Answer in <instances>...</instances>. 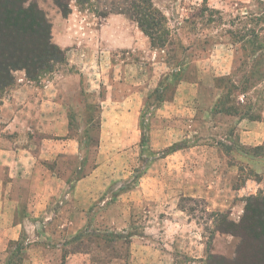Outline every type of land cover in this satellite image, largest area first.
Here are the masks:
<instances>
[{"label":"rangeland","instance_id":"374dc122","mask_svg":"<svg viewBox=\"0 0 264 264\" xmlns=\"http://www.w3.org/2000/svg\"><path fill=\"white\" fill-rule=\"evenodd\" d=\"M30 1L43 12L50 41L61 51L35 75L33 82L40 86L81 78V27L100 29L123 0H92L83 6L70 0L66 15L54 0ZM133 3L140 5L143 19L161 22L145 33L124 16L133 26L134 37L141 33L153 39L152 50L158 52L154 61L169 68L159 81L163 97L173 98L171 75L181 57L187 56L186 50L192 48L195 56L217 50L214 56L221 60L228 48L234 55L231 72L224 76L230 78L228 83L221 84L217 81L221 76L212 73H204V79L229 90L223 111L239 107L246 119L215 114L214 107L205 103L155 107L153 91L143 107L101 108L103 121L96 118L85 130L89 142L95 144L100 136V143L96 154L90 149L81 172L95 167L85 182V188L92 190L86 196L81 191V207L72 209L77 220L48 228L42 223L23 225L18 239L0 240V264H108L114 259L129 264V251L142 247L149 249L151 263L157 257L167 264H213L212 256L236 259L241 243L237 225L247 201L250 197L264 201V0ZM60 38L66 48L56 44ZM67 54L79 64L65 62ZM130 55L135 63L142 61L139 53ZM111 56L125 58L122 52ZM144 58L143 70L151 71L153 60ZM19 72L26 76L24 70H16L14 79ZM2 92L0 87V97ZM98 108L90 107L93 119ZM214 121L221 125L214 129ZM250 122H262V126L255 123L253 138L244 140L243 125L253 126ZM70 123L73 136L82 141L81 120L75 112L70 113ZM171 147L175 150L163 154ZM62 208L50 203L39 209L38 219L46 214L67 217Z\"/></svg>","mask_w":264,"mask_h":264},{"label":"crops","instance_id":"0c3cea01","mask_svg":"<svg viewBox=\"0 0 264 264\" xmlns=\"http://www.w3.org/2000/svg\"><path fill=\"white\" fill-rule=\"evenodd\" d=\"M124 16H108L100 29L88 25L81 27V78L69 77L38 86L19 72L14 84L2 92L1 241L18 239L23 225L42 223L48 228V225L58 222L75 223L76 213L72 209L81 207V191L86 192V196L92 190L85 188V182L95 173H90L94 167L81 174V170L85 169L81 160L87 159L92 148L96 154L100 143L98 136L95 144L90 142L86 145L85 130L92 126L96 118L101 117L100 123L103 121L104 111L101 108L143 107L144 99L159 87L161 76L169 70L164 62L154 61L158 52H153L146 36L138 33L134 37L133 26ZM56 44L63 48L68 46L61 38ZM216 51L207 49L195 56L192 48L186 50L189 55H183L176 68L181 79L175 86L173 98L157 107H197L199 103L214 107L221 91L212 80L204 79V73H212L213 77L228 76L234 63L233 50L226 48L222 53L223 63L219 56H214ZM112 52H122L125 58L112 57ZM130 53H139L142 61L135 63ZM144 55L153 60L149 65L151 71L143 70ZM74 59L66 55V62L79 64V60ZM90 107H99L94 119L89 115ZM71 112H75L81 120L82 141L72 134ZM250 123H254L253 126L243 125L245 129L241 133L244 140L253 138L255 123L262 126V122ZM213 124L214 129L221 125L215 121ZM55 202L66 210L67 217L53 218L46 214L41 217L42 220L38 219L39 209ZM129 252L132 260L129 264H167L161 257L151 263L150 251L146 247ZM108 264L125 263L114 259Z\"/></svg>","mask_w":264,"mask_h":264},{"label":"trees","instance_id":"16d2710c","mask_svg":"<svg viewBox=\"0 0 264 264\" xmlns=\"http://www.w3.org/2000/svg\"><path fill=\"white\" fill-rule=\"evenodd\" d=\"M69 1L70 0H54L56 6L61 10L63 15L69 13ZM74 1L81 3V6H83L87 5L92 0ZM134 4L133 0H123L119 2L112 11L116 14H124L131 21L136 22L139 28L145 33L147 30L151 31L153 27L157 28L161 25V22L155 23L149 21L151 20L150 17H148L147 20L143 19L140 15V5ZM120 5L121 7H119ZM148 37L151 46H153V39L150 36ZM60 53L61 51L59 48L50 41L49 23L46 21L43 12H41L35 4L30 0H0V87L5 90L14 84L15 79L12 76V72L16 70H24L26 72V78L33 82L35 75L45 69L46 63L57 58V54ZM64 61L66 62V56ZM171 78L173 79L171 84L175 89L181 76L176 72L171 75ZM229 79L230 78L227 77H220L217 81L221 84H226ZM216 88L221 91V95L214 105V113L225 114L238 120L246 119V116L239 111V107L233 111L222 110V107H224L226 103V98L230 93L228 89H223L221 87ZM160 89L161 87L159 85V87L153 91V93L157 95V104L155 107L167 101V99L163 97V92L158 91ZM86 134H88L87 131H85V136ZM85 143L87 145L90 142L87 140ZM173 150L175 149L171 147L165 153L163 152V154H167V152ZM85 162L86 158L82 160L81 166H84ZM75 178H78V176ZM237 229L238 231L236 234L240 237L241 243L236 259L233 261H224L221 258L212 256L211 263L264 264L263 200L255 197H250L248 199L247 208L245 209L244 216L237 225ZM217 231L225 232L222 228L217 229Z\"/></svg>","mask_w":264,"mask_h":264}]
</instances>
